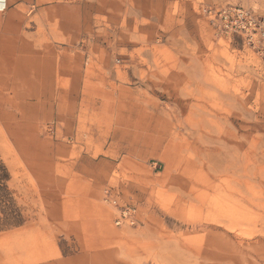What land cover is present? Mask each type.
Instances as JSON below:
<instances>
[{
  "label": "rangeland",
  "instance_id": "obj_1",
  "mask_svg": "<svg viewBox=\"0 0 264 264\" xmlns=\"http://www.w3.org/2000/svg\"><path fill=\"white\" fill-rule=\"evenodd\" d=\"M139 3L52 46L76 56L57 91L2 69L0 264H264V41L204 12L264 0Z\"/></svg>",
  "mask_w": 264,
  "mask_h": 264
},
{
  "label": "crops",
  "instance_id": "obj_2",
  "mask_svg": "<svg viewBox=\"0 0 264 264\" xmlns=\"http://www.w3.org/2000/svg\"><path fill=\"white\" fill-rule=\"evenodd\" d=\"M119 12L120 19L128 14V27L134 28L140 19L139 0H0V73L10 67L13 85L26 91H57L44 88L45 83L55 85L61 72L75 76L76 56L58 54L56 58L52 46L76 43L78 33L80 38L86 30L99 29L102 16L110 22L119 20ZM39 44L50 52L40 50Z\"/></svg>",
  "mask_w": 264,
  "mask_h": 264
},
{
  "label": "built area",
  "instance_id": "obj_3",
  "mask_svg": "<svg viewBox=\"0 0 264 264\" xmlns=\"http://www.w3.org/2000/svg\"><path fill=\"white\" fill-rule=\"evenodd\" d=\"M204 12L212 20L218 30L226 34H239L253 44L264 41V19L253 11L233 4L206 6ZM121 218L116 221L122 222L123 218H131L132 209L122 208Z\"/></svg>",
  "mask_w": 264,
  "mask_h": 264
},
{
  "label": "bare ground",
  "instance_id": "obj_4",
  "mask_svg": "<svg viewBox=\"0 0 264 264\" xmlns=\"http://www.w3.org/2000/svg\"><path fill=\"white\" fill-rule=\"evenodd\" d=\"M1 123V122H0ZM6 133V132H5ZM9 135V134H8ZM198 174H200L201 175V173H198ZM207 177V176H206ZM195 180H197V188L202 192V190L203 191H208L209 189H211L212 187H214V188H216V186H217V184L215 183V182H213L212 180L210 181V178H208V179H205V178H203V177H196V179ZM200 195L202 196V194L200 193ZM200 198V200H202V198L201 197H199ZM27 232H26V230L25 229H22V230H19V231H17V232H15L14 234H5L4 236H9V237H11V238H13V236L14 237H22V236H24L25 234H26ZM3 236V237H4ZM9 252H10V254H14L15 253V249H14V247H10V249H9ZM5 257V256H4ZM238 259H236V261H237Z\"/></svg>",
  "mask_w": 264,
  "mask_h": 264
},
{
  "label": "trees",
  "instance_id": "obj_5",
  "mask_svg": "<svg viewBox=\"0 0 264 264\" xmlns=\"http://www.w3.org/2000/svg\"><path fill=\"white\" fill-rule=\"evenodd\" d=\"M8 178V173H7V169L4 166V164L0 161V207L2 206V204L6 201V180ZM5 211V210H4ZM1 212V210H0ZM2 218L0 217V220ZM1 224V223H0ZM2 226L0 225V230H1Z\"/></svg>",
  "mask_w": 264,
  "mask_h": 264
}]
</instances>
